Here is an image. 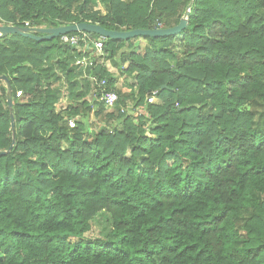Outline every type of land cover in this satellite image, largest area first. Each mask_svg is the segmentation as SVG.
Returning a JSON list of instances; mask_svg holds the SVG:
<instances>
[{
  "label": "trees",
  "instance_id": "1",
  "mask_svg": "<svg viewBox=\"0 0 264 264\" xmlns=\"http://www.w3.org/2000/svg\"><path fill=\"white\" fill-rule=\"evenodd\" d=\"M189 6L176 36L107 38L136 96L61 37H0V264H264V0H0V25L154 30Z\"/></svg>",
  "mask_w": 264,
  "mask_h": 264
},
{
  "label": "water",
  "instance_id": "2",
  "mask_svg": "<svg viewBox=\"0 0 264 264\" xmlns=\"http://www.w3.org/2000/svg\"><path fill=\"white\" fill-rule=\"evenodd\" d=\"M191 6L188 7L184 18L180 24L173 28H157L154 30H133L129 32L110 31L103 28L100 25L91 23L72 24L68 26H61L57 28H34L29 29L25 27L6 26L0 25V37H6L8 35H20L25 38L43 42L51 41L64 35H68L73 32L79 33H91L98 36H103L112 40H129L138 36H149L154 38H164L169 36H176L183 32L189 24ZM1 81H4L7 85V101L9 108L13 107V90L12 85L8 77H1ZM12 129L15 130V117L11 115ZM14 147V143L11 145L10 150ZM9 150V151H10ZM9 151H0V155H5Z\"/></svg>",
  "mask_w": 264,
  "mask_h": 264
},
{
  "label": "built area",
  "instance_id": "3",
  "mask_svg": "<svg viewBox=\"0 0 264 264\" xmlns=\"http://www.w3.org/2000/svg\"><path fill=\"white\" fill-rule=\"evenodd\" d=\"M25 28L34 29L38 28L36 24L32 21H27L25 23ZM159 28H163L162 25H159ZM107 41L106 37L100 36L98 39H93L88 33H80L77 35H64L61 36V42L64 45L76 46L82 48L84 53L89 52L88 56L77 57L75 59L76 65L81 67H95L97 64L104 65V61L107 57V54L104 50L105 43ZM85 48H88L85 49ZM91 80L94 84L97 85L100 94L98 96L99 102L103 103L107 109L114 110L118 104L119 97L118 94L114 91L107 90L108 81L106 79L98 80L95 77H91ZM23 95L22 92H18V97ZM96 96V95H95ZM158 96V91L152 92L148 96V104L156 103ZM122 113H129L136 118H141L146 115V109L143 106H125L121 108ZM70 128L76 127V120H68Z\"/></svg>",
  "mask_w": 264,
  "mask_h": 264
},
{
  "label": "rangeland",
  "instance_id": "4",
  "mask_svg": "<svg viewBox=\"0 0 264 264\" xmlns=\"http://www.w3.org/2000/svg\"><path fill=\"white\" fill-rule=\"evenodd\" d=\"M99 9H102L101 7H98V10ZM141 45L142 47L146 46V42L145 41H142L141 42ZM73 47H76V46H73ZM77 49L79 50H83L82 48H78ZM118 58L114 59V58H111L107 55L105 61H104V65L106 67V69L113 75V76H116V79L117 81H119V84H120V88L122 90H127L128 92H134V95L136 96V92L138 91L137 88L134 89L133 85H132V82H131V79L125 75H123L121 73V71L125 70L127 68V65H124V67H120V65L118 63ZM98 65H101V64H98ZM91 77H89V81L91 83L92 80H91ZM130 87V88H129ZM71 104V101L67 96H65V98L61 101V103L57 106V111H65L66 108ZM134 103H132V101L130 102V104L128 106H133ZM108 111H113V110H109L107 109ZM79 120V119H78ZM90 126L93 130L91 131H94V132H97V130H99L100 128L104 127L103 123L97 121L93 116H92V119L90 121ZM94 126H97V127H94ZM94 127V128H93ZM99 128V129H98ZM105 227V223H103L102 221H99V223L97 224V227L95 228V231H93V234L94 236H98L101 233H107V230L104 228Z\"/></svg>",
  "mask_w": 264,
  "mask_h": 264
},
{
  "label": "crops",
  "instance_id": "5",
  "mask_svg": "<svg viewBox=\"0 0 264 264\" xmlns=\"http://www.w3.org/2000/svg\"><path fill=\"white\" fill-rule=\"evenodd\" d=\"M114 78H116V76H113ZM117 86L120 88V84L119 81H117ZM130 88V87H129ZM135 89V88H134ZM124 92H128L127 90H123Z\"/></svg>",
  "mask_w": 264,
  "mask_h": 264
}]
</instances>
